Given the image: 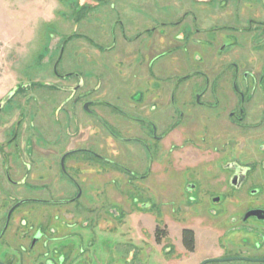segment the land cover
Returning <instances> with one entry per match:
<instances>
[{"label":"flooded vegetation","instance_id":"obj_1","mask_svg":"<svg viewBox=\"0 0 264 264\" xmlns=\"http://www.w3.org/2000/svg\"><path fill=\"white\" fill-rule=\"evenodd\" d=\"M244 6L239 19L245 25L212 32L233 39L229 55L248 63L253 50L259 59L264 54V23L244 19L243 10L258 7L263 17L264 0ZM174 26L122 27L126 44L117 55L126 67L120 75L137 71L132 87L154 79L132 101L109 91L111 77L95 81L79 72V52L67 55L63 42L44 65L45 81H32L0 102V116L13 100L28 115L0 127V264H92L94 254L115 264L105 254L109 246L94 248L100 235L101 241L118 239L125 264H174L181 261L176 242L189 255L197 253L195 224L217 232L196 264H264V73H257L258 64L249 74H241L240 64L216 75L205 66L194 70L183 55L206 53L208 30L196 25L179 34L175 30L184 27ZM117 33L113 27V37ZM172 72L179 73L176 79ZM10 125L13 134L6 137ZM171 168L200 182V215L196 206H169L158 190ZM197 187L187 184L189 192ZM135 193L143 196L133 205ZM167 213L189 216L173 232ZM142 215L153 219V229L143 225L131 238ZM188 231L194 234L192 250L185 242ZM148 243L154 245L150 250Z\"/></svg>","mask_w":264,"mask_h":264},{"label":"rangeland","instance_id":"obj_2","mask_svg":"<svg viewBox=\"0 0 264 264\" xmlns=\"http://www.w3.org/2000/svg\"><path fill=\"white\" fill-rule=\"evenodd\" d=\"M246 1L243 0L241 3L240 0H0V102L11 97L13 90L30 86L32 81H45L44 65L50 56L53 60L59 54L63 42L68 44L67 55H73L75 51L79 52L82 66L78 70L88 79L93 78L95 81L104 79L106 81L108 77H111L107 86L109 91L120 93L129 101H132L131 97L137 91L144 94L146 88H150L154 83V79H141L132 87L133 77L137 71H134L132 75L127 74L128 78L120 75V71L126 67V63L119 57L120 55H117L118 48L126 44L122 38V27L145 29L147 27H171L176 24L178 26L174 27L184 28L177 29L175 32L184 34L186 33L185 27L198 25V27L208 30L206 43L202 45L207 52L201 54V50H194L190 55H183V60L188 61L189 65L192 63L194 70H197L199 66H205L210 74L215 73L216 75L225 68L231 71L234 67L233 64H240L241 74L245 72L249 74L254 72L251 67L258 64L257 73H264V54L260 55L262 58L259 59V55L256 56L253 50L248 57L250 59L248 63L243 61L247 58L232 53L237 57L234 58L229 55L231 53H228L230 50V52L234 51L232 49L233 39L226 38L222 33L212 32V30H217L216 28L220 30L221 27L245 25L243 24L245 20L243 22L239 18L242 15L240 10L245 7L244 2ZM258 9V7H254L252 10L244 8L243 18H253L258 24L264 23L262 22L264 21V12H262V17ZM113 27H117L118 32L114 37L111 34ZM176 45L179 44H174L173 48ZM220 48L226 52L223 57H220ZM208 49L211 51L210 53ZM56 50L58 51L55 52ZM107 50L110 51L107 52ZM112 50H114L113 53ZM262 52L264 53V51ZM52 53H54L53 57ZM139 58V62L144 60L142 55H139ZM135 66L137 65L135 64ZM179 66L180 61H177L178 71ZM183 74L184 72L181 73V76ZM137 75L139 76V74ZM168 75L176 79L179 73L172 72ZM163 82H165L164 75L159 76L157 78L158 85L164 86ZM170 82L173 84V81ZM239 82L240 85L243 83L242 77ZM228 94L231 96L233 94L231 86L228 89ZM18 102L24 103V98H20ZM223 103H228V101L222 100ZM27 110L30 111V107ZM25 114L26 109L17 106V101L13 100L4 107L0 116V127L5 122L21 120L26 116ZM1 133L3 134L0 130V137ZM12 134L13 129L10 125L6 137H10ZM188 183L198 185L196 191L189 192ZM199 184L200 182L191 173H182L171 168L167 174H164L158 190L161 191L165 199L169 197V206L174 208L197 207L195 199L199 196L197 193L201 189ZM139 196L143 195L139 193L130 195L133 205L141 200ZM116 198L121 200V194L117 193ZM153 204L155 206V201ZM110 206L114 212H122V208L116 204ZM197 208L195 212L200 215L202 210L199 204ZM169 215L171 218H168ZM142 216V218L137 217V226L133 227L130 232L131 238L136 232L139 233L143 225L148 232L153 229V219L150 216ZM185 216L189 215L184 214L181 217ZM181 217L167 213L165 220L170 222L171 231L174 232V229L179 231L180 228L174 227L177 225V221L180 222ZM199 227L196 224L191 227L198 237L197 253L189 255L182 250L181 242H176L180 249L181 261L174 262V264H196L200 260L199 258L204 257L208 252L211 243L215 242L217 232L214 234L211 229ZM98 238H100L99 244L97 246L94 243L95 249L109 246V250L105 254L109 253L110 262L125 264L118 239L110 238L101 241V235ZM146 239L153 240L149 236ZM153 247L154 245L150 243L148 249ZM156 250L158 252V249ZM92 258V264H105L98 254H94Z\"/></svg>","mask_w":264,"mask_h":264},{"label":"trees","instance_id":"obj_3","mask_svg":"<svg viewBox=\"0 0 264 264\" xmlns=\"http://www.w3.org/2000/svg\"><path fill=\"white\" fill-rule=\"evenodd\" d=\"M185 242L189 250H192L194 246V234L192 232L185 233Z\"/></svg>","mask_w":264,"mask_h":264}]
</instances>
